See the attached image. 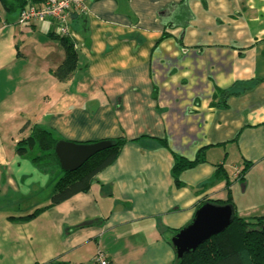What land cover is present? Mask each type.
<instances>
[{"label": "crops", "instance_id": "crops-1", "mask_svg": "<svg viewBox=\"0 0 264 264\" xmlns=\"http://www.w3.org/2000/svg\"><path fill=\"white\" fill-rule=\"evenodd\" d=\"M53 30L18 25L0 3V264H93L97 251L110 264H173L168 232L200 205L231 198L248 218L257 198L264 212V0H84L64 82L51 75L65 57ZM250 81L211 105L216 90ZM31 126L126 143L87 192L49 206L62 170L15 152ZM201 149L205 161L176 186L173 154Z\"/></svg>", "mask_w": 264, "mask_h": 264}, {"label": "trees", "instance_id": "trees-1", "mask_svg": "<svg viewBox=\"0 0 264 264\" xmlns=\"http://www.w3.org/2000/svg\"><path fill=\"white\" fill-rule=\"evenodd\" d=\"M43 0H0L2 7L7 13H16L25 9L33 3H42ZM64 49L65 57L62 63L51 72V75L58 81L64 82L72 77L76 70L77 54L68 37H57ZM166 34L162 36L165 38ZM256 81L235 83L228 90H216L211 105L225 106L226 99L230 96L246 90ZM29 124H25L22 131ZM60 141L50 130L38 126H31L27 137L18 141L15 145V152L19 156L27 153H34L31 161L38 168L58 166L54 154V146ZM111 143V146L88 159L81 167L72 172L61 171V176L53 186L50 197V205H58L74 195L87 192L95 182V176L105 167L114 162L120 150L126 143L123 138L103 140ZM100 142V141H97ZM97 142H87L78 144H92ZM162 145L166 147L164 141ZM173 166L171 170L172 178L176 186H180V174L205 161L204 150L197 152L193 160L173 154ZM248 165L239 173V179L243 180ZM222 167L218 166L214 177L225 178ZM227 186L229 182L226 181ZM215 205L232 206L231 198L226 202H213ZM39 210L24 218V220L34 217ZM180 230V229H179ZM179 230H171L168 233L176 234ZM173 264H264V216L242 218L233 214L231 225L222 233L211 237L199 245L194 251L184 254L182 258L175 257Z\"/></svg>", "mask_w": 264, "mask_h": 264}, {"label": "water", "instance_id": "water-1", "mask_svg": "<svg viewBox=\"0 0 264 264\" xmlns=\"http://www.w3.org/2000/svg\"><path fill=\"white\" fill-rule=\"evenodd\" d=\"M111 146L108 141L92 144L58 141L54 146V154L59 168L63 172H72L81 167L98 152ZM233 208L230 205L204 203L200 205L191 222L181 228L171 239V246L177 259L194 251L199 245L213 236L224 232L233 221Z\"/></svg>", "mask_w": 264, "mask_h": 264}, {"label": "built area", "instance_id": "built-area-1", "mask_svg": "<svg viewBox=\"0 0 264 264\" xmlns=\"http://www.w3.org/2000/svg\"><path fill=\"white\" fill-rule=\"evenodd\" d=\"M84 10V0H43L38 6L29 5L17 14V24L25 26L50 21L53 34L57 37H68L69 23L73 14ZM93 264H110L106 254L97 251Z\"/></svg>", "mask_w": 264, "mask_h": 264}, {"label": "rangeland", "instance_id": "rangeland-1", "mask_svg": "<svg viewBox=\"0 0 264 264\" xmlns=\"http://www.w3.org/2000/svg\"><path fill=\"white\" fill-rule=\"evenodd\" d=\"M255 202L254 205H257L258 209L254 210L253 212H251V214H249L248 218H252V217H260V216H264V212L262 211V207H260V203L258 202L259 199L255 198ZM238 209H242L245 205L246 202L245 201H239L236 202Z\"/></svg>", "mask_w": 264, "mask_h": 264}, {"label": "bare ground", "instance_id": "bare-ground-1", "mask_svg": "<svg viewBox=\"0 0 264 264\" xmlns=\"http://www.w3.org/2000/svg\"><path fill=\"white\" fill-rule=\"evenodd\" d=\"M224 205V204H223Z\"/></svg>", "mask_w": 264, "mask_h": 264}]
</instances>
